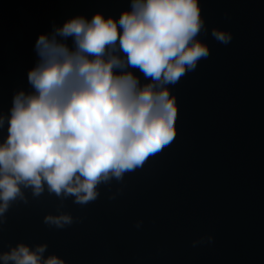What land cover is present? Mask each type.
I'll return each mask as SVG.
<instances>
[{
  "label": "water",
  "instance_id": "water-1",
  "mask_svg": "<svg viewBox=\"0 0 264 264\" xmlns=\"http://www.w3.org/2000/svg\"><path fill=\"white\" fill-rule=\"evenodd\" d=\"M0 264H264V0L0 17Z\"/></svg>",
  "mask_w": 264,
  "mask_h": 264
}]
</instances>
